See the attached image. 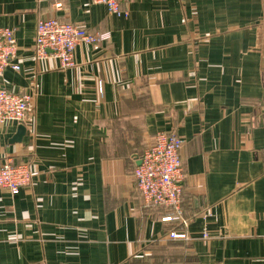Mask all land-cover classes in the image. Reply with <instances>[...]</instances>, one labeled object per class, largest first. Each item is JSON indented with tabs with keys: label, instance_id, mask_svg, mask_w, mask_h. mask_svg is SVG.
<instances>
[{
	"label": "crops",
	"instance_id": "obj_1",
	"mask_svg": "<svg viewBox=\"0 0 264 264\" xmlns=\"http://www.w3.org/2000/svg\"><path fill=\"white\" fill-rule=\"evenodd\" d=\"M54 1L0 0L20 66L0 88L33 95L0 162L35 173L0 189V264H264V0ZM50 17L109 37L64 68L34 53ZM159 131L183 139L178 218L133 177Z\"/></svg>",
	"mask_w": 264,
	"mask_h": 264
},
{
	"label": "built area",
	"instance_id": "obj_2",
	"mask_svg": "<svg viewBox=\"0 0 264 264\" xmlns=\"http://www.w3.org/2000/svg\"><path fill=\"white\" fill-rule=\"evenodd\" d=\"M104 4L107 10L116 15L122 13L120 0H91ZM54 6H61L60 0ZM107 33H91L75 23L63 21L56 17L39 18L36 23L34 37V53L36 58L52 55L62 67L73 66V53L78 44H97L108 39ZM16 57V42L13 32L8 27H0V72L7 66L20 70ZM33 95L18 93L0 88V123L24 122L30 109ZM183 139L170 132L159 131L138 156V163L133 167V177L145 203L174 209L173 218L180 216V200L182 193L183 166L180 149ZM35 173L28 162H13L6 158L0 162V189L14 195L30 183ZM171 218V217H167ZM173 238L184 237V233L170 232Z\"/></svg>",
	"mask_w": 264,
	"mask_h": 264
},
{
	"label": "water",
	"instance_id": "obj_3",
	"mask_svg": "<svg viewBox=\"0 0 264 264\" xmlns=\"http://www.w3.org/2000/svg\"><path fill=\"white\" fill-rule=\"evenodd\" d=\"M21 128V127H20ZM21 130H22V128H21ZM19 134H20V132H19Z\"/></svg>",
	"mask_w": 264,
	"mask_h": 264
}]
</instances>
